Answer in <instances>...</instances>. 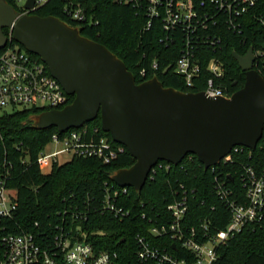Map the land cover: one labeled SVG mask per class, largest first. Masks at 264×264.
I'll use <instances>...</instances> for the list:
<instances>
[{
	"label": "built area",
	"instance_id": "2783aa9c",
	"mask_svg": "<svg viewBox=\"0 0 264 264\" xmlns=\"http://www.w3.org/2000/svg\"><path fill=\"white\" fill-rule=\"evenodd\" d=\"M48 1L36 0L34 10L30 11L25 9L28 0H12L20 16L34 14ZM117 1L132 6L145 16V31L158 28L164 34L160 39L162 44L167 47L173 43L181 45L174 72L184 78L188 88L195 86L203 70L202 63H207L209 78L203 93L214 99L230 98L232 94L228 88L217 83L225 76V62L217 56L206 60V51L220 49L228 32L242 36L250 16L264 28V11L259 9L262 0ZM64 11L74 21L85 22L87 19L79 3L69 2ZM7 37L8 45L0 50V118L19 110L41 114L62 110L70 105L71 96L52 76L42 59L14 42L12 29H7ZM253 53L254 69L260 74L264 72V36L262 45L253 49ZM153 68H158L156 62ZM142 74L145 75V71ZM50 147H55V151L49 153ZM258 148L261 156L253 157L255 150L249 149L251 152L248 156L252 162H239L235 186L221 175L214 177L213 195L229 213L225 228L220 229L217 225L219 221L213 215L215 207L211 208V214L197 218L192 225L190 200L196 195V190L181 185L173 191L166 213L158 215L156 224L149 228L147 235L136 236L138 263L213 264L218 249L230 239L250 227L264 228V135L256 150ZM244 149L243 146L234 147L221 163L237 165L235 155L242 154ZM124 151V146L110 140L98 127L84 125L64 133L57 130L39 154L38 164L40 168L45 162L51 167L62 165L59 162L61 156L69 161L74 158H96L109 164ZM172 166L171 163L159 162L148 179L153 178L157 171ZM217 166L210 169L215 171ZM7 174H0V264H117L116 253L98 251L86 240L80 225L88 217L78 207L72 210L71 215L69 210L65 211L61 223L51 233L13 232L11 224L19 203L17 192L7 186ZM128 189L116 183L114 186L106 183L103 209L121 221L131 215L130 210L120 205ZM142 218L147 219V214L144 213ZM149 237L154 241H168L172 249L154 245Z\"/></svg>",
	"mask_w": 264,
	"mask_h": 264
},
{
	"label": "trees",
	"instance_id": "16d2710c",
	"mask_svg": "<svg viewBox=\"0 0 264 264\" xmlns=\"http://www.w3.org/2000/svg\"><path fill=\"white\" fill-rule=\"evenodd\" d=\"M6 1L14 6L12 0ZM69 2L81 5L87 18L85 22L74 21L65 13L64 7ZM259 9L264 11V0ZM34 14L57 17L79 28L82 36L107 47L126 64L137 84L156 77L164 87L182 92L201 93L205 90L209 78L207 63H202L203 70L195 86L188 88L184 78L174 72L181 45L173 43L167 47L162 44L160 39L164 34L156 27L145 31V16L130 5L117 0H49ZM263 36L264 28L250 16L242 36L228 32L220 49L206 51V60L217 56L225 62V76L217 83L228 88L230 94L242 89L246 81L234 53L244 56L250 48H259ZM154 62L158 64L157 69L153 68ZM142 71H145V75ZM260 74L264 77V72ZM71 100L74 101V96H71ZM37 114V111L19 110L0 118V174L8 172L7 186L17 192L19 203L11 224L12 231L51 233L61 223L65 211L69 210L71 215L72 210L78 207L88 217L80 225L86 240L98 251L116 253L117 264H139L136 236L147 235L149 228L156 224L158 215L166 213L173 191L181 185L196 190V195L190 200L192 225L197 218L211 214V208L215 207L213 215L219 221L217 225L220 229L225 228L229 213L213 195L214 177L221 175L235 186L239 162H252L248 148L242 154L235 155L237 165L221 163L215 171L205 170L196 156L189 155L178 166L157 171L153 178L147 180L140 193L129 188L120 205L130 210L131 215L121 221L105 211L103 203L106 183L114 186L112 176L118 170L131 168L135 164L128 150L124 147V153L109 164L96 158H74L62 165L55 164L50 173L43 174L38 156L57 129H35L30 118ZM86 125L98 127L103 133L100 117ZM104 134L113 141L109 133ZM252 154L255 158L261 156L260 148ZM144 213L147 219L142 218ZM150 219L152 222H149ZM73 228L76 229V226L73 225ZM149 240L154 245L172 249L168 241H154L150 237ZM178 251L175 253L178 254ZM213 264H264V228L250 227L230 239L218 249Z\"/></svg>",
	"mask_w": 264,
	"mask_h": 264
},
{
	"label": "water",
	"instance_id": "95a60500",
	"mask_svg": "<svg viewBox=\"0 0 264 264\" xmlns=\"http://www.w3.org/2000/svg\"><path fill=\"white\" fill-rule=\"evenodd\" d=\"M35 2L28 0L25 9L33 11ZM6 29L74 96L62 110L32 116L33 127L64 133L100 117L102 130L135 159L112 176L121 188L140 193L159 162L178 166L189 155L209 170L236 146L256 150L264 135V78L254 69L252 48L244 56L234 53L246 76L244 87L230 98L214 99L164 87L156 77L137 84L120 58L79 28L54 16H20L0 0V50L9 42Z\"/></svg>",
	"mask_w": 264,
	"mask_h": 264
},
{
	"label": "rangeland",
	"instance_id": "374dc122",
	"mask_svg": "<svg viewBox=\"0 0 264 264\" xmlns=\"http://www.w3.org/2000/svg\"><path fill=\"white\" fill-rule=\"evenodd\" d=\"M54 151H55V147H50L48 149L49 153L54 152ZM59 162L64 164V163L69 162V159H66V158L61 156V157H59ZM41 171H42L43 174H48V173H50L52 171V167H51V165L49 163L45 162L41 166Z\"/></svg>",
	"mask_w": 264,
	"mask_h": 264
}]
</instances>
